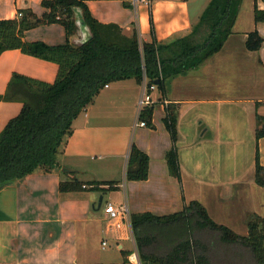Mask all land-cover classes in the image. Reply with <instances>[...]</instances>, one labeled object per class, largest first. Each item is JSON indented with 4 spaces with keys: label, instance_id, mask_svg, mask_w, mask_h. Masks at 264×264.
Masks as SVG:
<instances>
[{
    "label": "crops",
    "instance_id": "0c3cea01",
    "mask_svg": "<svg viewBox=\"0 0 264 264\" xmlns=\"http://www.w3.org/2000/svg\"><path fill=\"white\" fill-rule=\"evenodd\" d=\"M42 2L0 0V19L18 18L25 8L41 16L49 11ZM85 2L93 17L118 24L126 35L136 26L143 41L152 40V16L157 39L167 43L190 34L210 0H151L150 4L140 0L137 5L132 0ZM256 3L264 9V0H243L233 33L219 52L201 66L168 78L164 97L158 88L151 91L153 128L136 124L143 84L134 78L112 82L75 120L73 134L58 154V168L38 170L0 189V264L108 263L96 242L100 234L108 232L116 238L121 262L125 251L132 252L128 256L132 261L130 257L138 256V251L130 215L145 211L169 214L194 199L225 225L235 224L238 213L240 228L247 226L251 212L264 217L263 201L250 207L244 201L246 195L251 196L248 192L264 188L255 181L257 150L264 165V137L256 138L257 115H264V43L256 51L246 47L250 31L258 29L264 37V22L257 23L254 17ZM88 38L84 25L71 36L76 44ZM25 39L58 45L68 37L62 24L52 23L27 30ZM58 71L55 62L20 49L7 50L0 56V95L16 72L53 83ZM168 104L178 105V143L190 142L188 152L179 151L182 188L170 175L166 160L172 147L164 122ZM22 107L18 100H0V133ZM181 125L188 134L180 132ZM132 143L150 156L146 180L126 179ZM64 167L71 171H63ZM118 173L123 179L118 189L123 188L125 205L117 207L126 210L119 218H111L106 210L113 200L107 192L60 190V181L66 177L83 174L86 182L117 180ZM232 198L234 202H230ZM238 201L239 211L234 208ZM243 232L247 234L248 227ZM130 241L132 248L126 245Z\"/></svg>",
    "mask_w": 264,
    "mask_h": 264
},
{
    "label": "trees",
    "instance_id": "16d2710c",
    "mask_svg": "<svg viewBox=\"0 0 264 264\" xmlns=\"http://www.w3.org/2000/svg\"><path fill=\"white\" fill-rule=\"evenodd\" d=\"M243 0H210L190 34L167 43L159 41L151 16V41L141 40L135 26L131 35L115 23H102L92 16L85 0H43L49 9L37 15L31 8L20 9L18 18L0 19V56L11 49L55 62L59 66L56 80L47 83L14 73L7 91L0 100L23 103L20 113L0 133V189L38 170L51 172L59 167L58 154L74 131L77 117L91 105L102 89L115 81L134 78L140 84L147 79L148 91L156 84L164 97L166 81L183 71L197 68L219 52L237 20ZM89 26L92 36L80 43L72 42L77 30V11ZM255 21L264 22V9L256 3ZM62 24L67 42L49 45L43 41H27L25 32L31 28ZM264 37L258 29L248 33L246 47L259 50ZM177 104H168L164 122L172 139L166 153L169 173L182 183L177 142ZM154 103L144 107L139 119L154 127ZM257 140L264 137V115H257ZM150 156L135 143L131 144L126 166L127 180L149 177ZM255 181L264 186V165L256 151ZM120 181L86 182L77 177L60 181L61 192L118 189ZM130 224L141 264H231L241 259L264 264V217L256 212L248 215L247 234L215 221L206 206L191 200L182 210L169 214L151 211L132 213ZM223 246L224 251L218 252ZM131 251L118 263L130 261ZM222 253L221 255H219ZM233 254L232 257H230ZM220 258V259H219Z\"/></svg>",
    "mask_w": 264,
    "mask_h": 264
},
{
    "label": "rangeland",
    "instance_id": "374dc122",
    "mask_svg": "<svg viewBox=\"0 0 264 264\" xmlns=\"http://www.w3.org/2000/svg\"><path fill=\"white\" fill-rule=\"evenodd\" d=\"M237 118V120L239 121V115H236L234 116ZM183 126L181 125L180 127V132H185L186 134H188V131L187 130H183L182 128ZM177 128H178V120H177ZM179 131V130H178ZM170 134V133H169ZM190 141V140H189ZM187 144H190V142L188 143L186 141V143H178L177 142V147H178V150L180 151V154L184 153V152H188L189 151V148L187 146ZM239 150V145L237 146ZM214 151V150H212ZM227 152H231V150H225ZM224 151V152H225ZM184 157V156H183ZM80 180H84V175L81 174L79 176ZM114 178H117L118 181H123L122 179V176L120 175V173L117 174V176H115ZM180 187L182 188L183 187V184L180 183ZM190 187V184L187 183L185 184V188L186 190H188ZM258 189H255V192L251 191V192H248L251 196L248 197L247 195L245 196V206L246 207H250L254 202L257 201V203L261 201L264 202V188L261 189L260 187H256ZM237 190L239 191V188H237ZM107 193L109 194V196L113 199L112 202L115 206L117 205H120V204H123L125 205V198H124V191H123V188H121L120 190L119 189H116V190H108ZM256 196L255 199H253V201H251L252 197ZM240 202H241V206H244L243 203H242V200L239 198ZM234 202L235 201V198H232L230 200V202ZM234 208H237V210L239 211V201H238V207H234ZM234 223L235 224H226L228 226H230V228L232 227L233 230H235L236 232L240 233V234H243L244 232L243 231H246L247 230V226H243L244 228H240L241 225H243L242 223H240L239 221V213L238 215L234 216ZM244 223V222H243ZM245 224V223H244ZM247 225V222L246 224ZM98 240H96L97 244H99L101 246V254H102V257L103 259H105L106 261H108V263H118V262H121L122 261V256L120 255V251H118V245H117V241L115 240L116 238L112 235L111 232H108V233H102L98 236L97 238ZM103 241H106V244L104 245V248L102 247V242ZM127 247H130L132 248V242L130 241L129 243L126 244ZM134 250V249H133ZM225 249L223 246H220L218 247V252H223ZM222 253H220L219 255H221ZM233 254L230 256L232 257ZM220 259V258H219ZM231 264H253L251 263V261H248L246 259H241V261L238 263H233L232 260H229ZM97 263V262H96Z\"/></svg>",
    "mask_w": 264,
    "mask_h": 264
},
{
    "label": "built area",
    "instance_id": "2783aa9c",
    "mask_svg": "<svg viewBox=\"0 0 264 264\" xmlns=\"http://www.w3.org/2000/svg\"><path fill=\"white\" fill-rule=\"evenodd\" d=\"M140 0H132L133 4L137 5L138 2ZM144 2H146L147 4H150L151 0H142ZM23 15V13L21 11H19L18 13V16L21 17ZM143 84V87H144V92H143V95L139 101V114L141 112V110L152 104L153 103V99L151 97V92L148 91V86H147V79L145 78L144 82L142 83ZM157 88V85L156 84H153L150 89L153 91ZM137 125H141V126H145L146 123L144 121H141L139 119V116H138V121L136 123ZM106 210L108 212V214L110 215L111 218H119L123 215V213L126 212L125 209H121V208H118L117 206H115L112 202L108 203L107 206H106ZM104 245L106 244V242L103 243ZM135 257L131 256V260L135 263H138V264H141L138 256L136 254H134Z\"/></svg>",
    "mask_w": 264,
    "mask_h": 264
},
{
    "label": "water",
    "instance_id": "95a60500",
    "mask_svg": "<svg viewBox=\"0 0 264 264\" xmlns=\"http://www.w3.org/2000/svg\"><path fill=\"white\" fill-rule=\"evenodd\" d=\"M76 23H77V28H79L81 25L86 26V28H87V30H88V32H89V38L92 36L91 30H90L89 26L86 24L85 20L83 19V17H82V13H81L80 10L77 11ZM89 38H88V39H89ZM88 39H87V40H88ZM158 83H159V80H156V84H158ZM63 171H65V172H70L71 170H70L69 168H67V167H64V168H63Z\"/></svg>",
    "mask_w": 264,
    "mask_h": 264
},
{
    "label": "bare ground",
    "instance_id": "6f19581e",
    "mask_svg": "<svg viewBox=\"0 0 264 264\" xmlns=\"http://www.w3.org/2000/svg\"><path fill=\"white\" fill-rule=\"evenodd\" d=\"M133 257H135V255H133Z\"/></svg>",
    "mask_w": 264,
    "mask_h": 264
}]
</instances>
